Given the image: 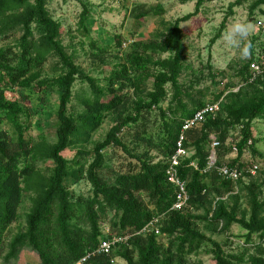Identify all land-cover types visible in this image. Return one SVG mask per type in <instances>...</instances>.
<instances>
[{
	"label": "trees",
	"instance_id": "1",
	"mask_svg": "<svg viewBox=\"0 0 264 264\" xmlns=\"http://www.w3.org/2000/svg\"><path fill=\"white\" fill-rule=\"evenodd\" d=\"M79 32L90 41L89 47L97 56L106 49L90 40L86 23L91 11L81 0ZM193 2L192 0H184ZM215 0H195L194 12L167 25L154 35L153 42H136L129 53L122 55L118 41L115 58L118 63L99 86L95 80L75 64L61 43V25L49 14L48 0H0V38L20 33L14 46L0 48V257L4 264L16 260L23 249L35 252L39 264H191L210 239L199 226L220 227L222 232L237 225L245 232L241 254L228 255L226 243H212L211 255L215 264H264L263 250L254 243L258 237L264 243V203L260 200L264 187L262 180L249 177L247 183L224 180L218 172L223 165L238 168L246 176L242 162L246 151L256 155L252 123L264 120V81L249 82L251 58L235 74L239 85L227 82L210 104L220 102L214 117L191 127L184 133L183 146L191 156L178 168L179 178L186 184L189 202L181 211H172L176 188L166 180L167 159L174 153L184 122L209 104L184 95L179 78L183 70V35L181 25L196 17L200 9ZM243 0H234L232 10ZM264 6L257 0L251 10ZM160 8L157 15L162 14ZM146 15H139L142 19ZM223 20L213 44L225 29ZM118 38V37H117ZM116 39V37H115ZM121 54V57H120ZM165 58L154 59L152 55ZM57 58L58 69L52 78L43 76L48 57ZM264 59H257V61ZM77 79L89 87L90 97L83 102L84 113L74 118L68 111ZM152 88L147 89L148 82ZM170 86L171 97L168 100ZM19 90L22 100L30 105L42 104L57 94L56 140L53 145L35 146L29 135L30 127L22 121L30 120L26 110L17 100H9L7 92ZM237 89L235 92L234 90ZM168 104L164 107V103ZM159 114L163 137L155 143L157 153L151 157L133 152L121 139L126 128L142 127L131 136V142L151 145L152 139L144 129L145 115ZM106 115L114 117V126L105 137L94 144V160L85 168L77 161L72 169L62 154L75 145L78 135L88 137L101 126ZM8 127V130L2 129ZM238 132L233 143L230 134ZM219 142L215 167L204 172L210 154V137ZM116 148L129 159L122 163L111 181L100 174L105 167L104 151ZM236 150V157L225 158ZM40 150V151H39ZM84 153H78L83 156ZM48 159L54 166L49 174L39 175L35 164L38 159ZM196 164V169L190 166ZM264 175V174H263ZM73 184L86 181L91 187L89 197L76 196L65 182ZM33 192V204L26 217L24 230L9 242L6 235L16 222L25 193ZM244 198L249 208L248 217L238 216L239 202ZM162 217L160 236L138 234L154 218ZM109 225V238L126 236L124 244L117 245L109 255L96 254L103 234L101 224ZM160 239L165 242L160 243ZM246 250V251H245ZM113 262V263H112ZM196 264V263H193ZM202 264V263H197Z\"/></svg>",
	"mask_w": 264,
	"mask_h": 264
},
{
	"label": "rangeland",
	"instance_id": "2",
	"mask_svg": "<svg viewBox=\"0 0 264 264\" xmlns=\"http://www.w3.org/2000/svg\"><path fill=\"white\" fill-rule=\"evenodd\" d=\"M91 11L90 19L86 23V28L90 35V40L95 42L98 47L106 49L102 56L91 50L90 41L83 37L79 32V16L82 7L79 2L68 0H48L47 9L50 16L61 25V43L66 53L74 59L75 64L84 72V74L93 78L97 85L104 86L105 79L120 61L115 58L118 41L121 43V53H129L133 43L140 42L147 44L153 42L154 35L163 30V23L166 25L175 20L194 12L195 0L185 2L184 0H81ZM257 0H243L240 6L235 7L232 12L229 5L234 0H215L205 4L199 14L191 21L182 24L183 35V70L179 78V84L183 93V100L189 106V101L184 95L202 100L205 104H210L214 95L223 89L227 83L239 85V79L235 76L237 71L247 63L251 58L264 59V6H259L254 10L251 7ZM162 9V14L157 15L156 11ZM146 15L140 19L139 15ZM227 18L225 29L220 37L210 44L211 40L217 35L220 25ZM243 24L247 28V36L239 42L238 45L230 44L225 39V34L230 30L233 24ZM20 33L10 35L6 38H0V48L5 46H14ZM116 37V39H115ZM118 37V38H117ZM125 44L123 47L122 45ZM250 44V54L246 58L241 57V50ZM121 57V54H120ZM165 58L167 55L155 56ZM57 58L48 57L47 63L43 68V76L52 78L57 74ZM152 88V82H148L147 89ZM169 92L168 100L171 97L170 86H167ZM235 92L237 89L234 90ZM6 97L9 100H17L26 110H30V120L22 121L29 125V135L33 143L39 148L50 146L56 140V127L58 126L56 118L57 94L53 93L48 97L42 110V104L33 106L20 97L19 90L7 92ZM90 97L89 87L80 79H77L73 86V98L68 111L74 117L84 113L83 101ZM168 102L164 103V107ZM144 129L148 138L152 139V144L141 143L139 146L131 142V136L135 131H140L142 127H130L124 129L120 137L128 147L137 155L142 156L148 153L155 157V161L160 158L153 148L155 143L163 137L162 120L158 113L152 112L145 115ZM114 117L106 115L101 126L88 137L80 134L75 139V145L65 151L62 156L68 165L76 168V162L79 161L85 165V168L94 160L92 149L94 144L101 141L107 132L114 126ZM8 130V127H2ZM253 137L255 140V149L257 154L253 155L249 150L245 152L242 162L247 169L250 165H257L259 168L255 179L262 180L264 177V120H256L252 123ZM238 132L233 131L230 134L228 143H233L237 138ZM40 151V150H39ZM84 153L78 156V153ZM105 167L100 174L107 181H111L114 171L122 163L128 162L125 154L116 148H110L104 151ZM236 153H231L225 158V161L235 159ZM126 161V162H125ZM54 164L48 159L40 158L35 167L39 175H48ZM241 179L247 183L249 176L242 175ZM69 190L76 196L89 197L91 187L86 181H80L73 184L70 180L65 182ZM260 200L264 203V187L261 190ZM33 192L25 193L21 206L18 211L16 222L10 227L6 235L8 243L19 231L24 230L26 226V217L33 204ZM248 217L249 208L244 198L239 202L238 216ZM101 230L104 231L109 225L105 222L101 224ZM201 232L206 235L210 242L206 243L197 255L190 258V263L215 264L211 255L212 243H220L224 246L223 250L228 255L241 254L243 249H248L249 255L254 253L253 248H242L245 232L237 225H233L229 231L222 232L215 227H207L205 224L199 226ZM160 239V243H164ZM254 243L260 245L263 250L264 243L258 237H254ZM245 250V251H246ZM37 254L29 249H23L16 260L9 264H39ZM0 264L3 258L0 257ZM115 264H124L117 261Z\"/></svg>",
	"mask_w": 264,
	"mask_h": 264
},
{
	"label": "built area",
	"instance_id": "3",
	"mask_svg": "<svg viewBox=\"0 0 264 264\" xmlns=\"http://www.w3.org/2000/svg\"><path fill=\"white\" fill-rule=\"evenodd\" d=\"M122 46L124 47L125 44H123ZM257 80L264 81V60H253L249 64V82L253 83ZM219 107L220 102L206 105L201 110L196 112L192 118L184 122L175 145V151L166 161V180L169 184L173 185L176 188V197L175 202L171 208L172 211L177 212L183 210L187 207L189 202V197L186 191V184L179 178L178 175V168L181 166V163L191 156L190 151L186 150L183 146L184 133L194 125L203 122L207 117H214L215 114L219 111ZM210 139V154L208 157L207 167L204 172H207L210 169L214 168L216 164V149L219 147V142L213 136L210 137ZM232 153H236V150L233 149ZM190 166L196 169L195 163H191ZM258 171L259 168L257 165H250L246 169L245 173L251 178H256ZM218 172L224 180L234 183L239 181L242 176V171H240L238 168H230L226 165L220 167L218 169ZM161 220L162 217L154 218L138 234H154L155 236H160L159 227ZM101 232L104 238L100 240L99 246L95 252L96 254L109 255L117 245L124 244L128 239V237L126 236L122 237L114 235L109 238V227L105 228L104 231L101 230ZM88 258L89 255L80 260L78 264L85 263Z\"/></svg>",
	"mask_w": 264,
	"mask_h": 264
},
{
	"label": "clouds",
	"instance_id": "4",
	"mask_svg": "<svg viewBox=\"0 0 264 264\" xmlns=\"http://www.w3.org/2000/svg\"><path fill=\"white\" fill-rule=\"evenodd\" d=\"M247 36V28L243 24H233L230 30L225 34V39L230 44L238 45L241 40ZM251 45L248 44L241 50V57L246 58L250 54Z\"/></svg>",
	"mask_w": 264,
	"mask_h": 264
}]
</instances>
